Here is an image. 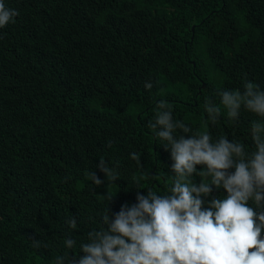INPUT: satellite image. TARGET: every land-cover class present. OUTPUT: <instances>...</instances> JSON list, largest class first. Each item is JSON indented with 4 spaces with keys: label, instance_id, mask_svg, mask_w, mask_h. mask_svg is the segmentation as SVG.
<instances>
[{
    "label": "trees",
    "instance_id": "1",
    "mask_svg": "<svg viewBox=\"0 0 264 264\" xmlns=\"http://www.w3.org/2000/svg\"><path fill=\"white\" fill-rule=\"evenodd\" d=\"M5 4L19 15L0 28V264H56L58 256L70 264L107 211L111 221L138 193L169 194L170 149L149 127L161 101L193 132L254 150L251 126L261 118L242 108L229 120L219 93L243 92L249 81L264 91V0ZM206 100L221 106L215 123ZM211 187L204 209L227 197Z\"/></svg>",
    "mask_w": 264,
    "mask_h": 264
},
{
    "label": "clouds",
    "instance_id": "2",
    "mask_svg": "<svg viewBox=\"0 0 264 264\" xmlns=\"http://www.w3.org/2000/svg\"><path fill=\"white\" fill-rule=\"evenodd\" d=\"M18 15L0 0V28L15 23ZM219 95L229 120H238L242 108L261 118L251 126L254 150L226 136L214 141L207 131L193 132L182 121H174L169 105L161 101L149 127L170 149L174 177L169 194L138 193L137 203L123 205L111 221L107 211L104 226L89 232V242L81 245L84 255L71 258L70 264H264V91L249 81L243 92L224 90ZM204 107L215 123L221 106L206 100ZM178 129L191 136L175 138ZM132 158H137L135 153ZM197 165L204 170L197 172ZM97 167L109 180L117 179L104 160ZM194 174L201 177L198 185ZM91 177L95 184L102 183L95 172ZM211 185L222 186L227 197L212 199L204 209L201 197L212 192ZM68 223L77 227L75 218ZM75 243L65 240L68 249ZM33 247L39 248L40 242L34 240ZM66 259L58 256L56 264H65Z\"/></svg>",
    "mask_w": 264,
    "mask_h": 264
}]
</instances>
